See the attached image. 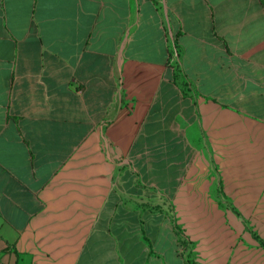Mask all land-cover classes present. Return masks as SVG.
Instances as JSON below:
<instances>
[{"label": "crops", "instance_id": "1", "mask_svg": "<svg viewBox=\"0 0 264 264\" xmlns=\"http://www.w3.org/2000/svg\"><path fill=\"white\" fill-rule=\"evenodd\" d=\"M259 239L261 0H0L1 260L264 264Z\"/></svg>", "mask_w": 264, "mask_h": 264}, {"label": "trees", "instance_id": "2", "mask_svg": "<svg viewBox=\"0 0 264 264\" xmlns=\"http://www.w3.org/2000/svg\"><path fill=\"white\" fill-rule=\"evenodd\" d=\"M157 2H158V0H157ZM261 2L263 3V5H264V0H261ZM172 53H173V50L171 51V55H172ZM260 240V244L262 245V247L264 248V240H262V239H259ZM185 243V242H184ZM186 244V243H185ZM188 245V244H187ZM195 258H196V256H195V253H194V251H193V248L192 249H190L189 250V252L187 253V259H186V263L187 264H196V262H195Z\"/></svg>", "mask_w": 264, "mask_h": 264}, {"label": "built area", "instance_id": "3", "mask_svg": "<svg viewBox=\"0 0 264 264\" xmlns=\"http://www.w3.org/2000/svg\"><path fill=\"white\" fill-rule=\"evenodd\" d=\"M0 264H7V263L0 259Z\"/></svg>", "mask_w": 264, "mask_h": 264}]
</instances>
